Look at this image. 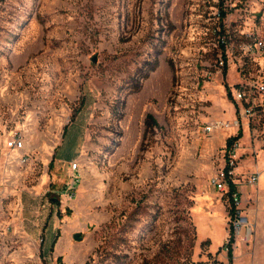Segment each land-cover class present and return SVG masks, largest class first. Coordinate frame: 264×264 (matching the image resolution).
<instances>
[{
    "label": "rangeland",
    "instance_id": "rangeland-1",
    "mask_svg": "<svg viewBox=\"0 0 264 264\" xmlns=\"http://www.w3.org/2000/svg\"><path fill=\"white\" fill-rule=\"evenodd\" d=\"M257 150L264 0H0V264H141L191 222L181 264H228L211 179ZM239 191L258 240L233 264H264V187Z\"/></svg>",
    "mask_w": 264,
    "mask_h": 264
},
{
    "label": "built area",
    "instance_id": "built-area-1",
    "mask_svg": "<svg viewBox=\"0 0 264 264\" xmlns=\"http://www.w3.org/2000/svg\"><path fill=\"white\" fill-rule=\"evenodd\" d=\"M221 65H224V62L221 61ZM236 99L240 102L243 99L244 93L242 91L235 92ZM231 128L232 125L224 121L214 122L212 125L207 127V132H213L215 129ZM235 147V146H234ZM7 148L15 151H21L25 148V137L22 132L14 131L10 134ZM233 150L229 153H233ZM22 162H26L27 158L21 157ZM233 161L231 164H227L221 168L217 174L211 179V183L221 192L224 196L227 197L231 213L230 219V231L225 239L223 248L226 250L227 254L230 249H237L240 245L246 246L250 249V246L253 242L255 236V225L251 220L248 213L245 211V208L242 206L241 193L238 189V183L236 179L238 175L235 172V167H233ZM77 164L74 163L71 165V170L75 171ZM0 179H1V170H0ZM242 183L253 187L258 184L259 175L257 173L241 175ZM235 186V189L232 187Z\"/></svg>",
    "mask_w": 264,
    "mask_h": 264
},
{
    "label": "trees",
    "instance_id": "trees-1",
    "mask_svg": "<svg viewBox=\"0 0 264 264\" xmlns=\"http://www.w3.org/2000/svg\"><path fill=\"white\" fill-rule=\"evenodd\" d=\"M223 53L226 52L225 46L222 45ZM225 57V55H224ZM226 63V61L224 62ZM148 119H152V117L149 115L147 116ZM243 132L241 129L238 132V135L234 137H230L227 140V148L229 151L233 150L236 142L242 137ZM226 148V151H227ZM227 151V152H229ZM235 189V186H232ZM226 197V196H225ZM227 198V197H226ZM228 201V200H227ZM229 205V203H228ZM187 211L184 209V212ZM232 210H230L229 207V215H231ZM189 228H191L189 230ZM183 227L182 228V234H184L185 238H180L178 241L174 242L171 240H167L166 242H163L160 244V247L153 256L144 255L141 264H181V263H190L192 262V255L194 252L195 242L197 240L196 233L194 235H190V232L192 230H196L193 223H190V227ZM209 241L203 242L202 246L208 245ZM109 256V252L107 254ZM228 264H233L234 261V255L233 250L230 249L228 254ZM130 263L128 261V254L126 253V264Z\"/></svg>",
    "mask_w": 264,
    "mask_h": 264
},
{
    "label": "crops",
    "instance_id": "crops-1",
    "mask_svg": "<svg viewBox=\"0 0 264 264\" xmlns=\"http://www.w3.org/2000/svg\"><path fill=\"white\" fill-rule=\"evenodd\" d=\"M9 150H11V149H9ZM260 152H262L260 155H259V153ZM256 153H257V159L255 160V162H253L252 163V165L250 166V168H251V172H254V173H257L258 175H259V181H258V184L256 185V186H253V187H255V189L257 190L256 191V195H254L255 197H254V200H255V203H256V205L258 206V202H259V199H260V195H259V187H264V151H262V150H257L256 151ZM240 169V170H239ZM244 169V167H242V166H237V168H235V171L237 172L236 174L238 175V177H237V179H236V183H238L239 185L237 186L238 187V189H241L243 186H246V187H250V186H248V185H246L245 183H242V179H240V177H241V175H248L247 173H248V171H245V170H243ZM253 174V173H252ZM0 181H1V179H0ZM242 191V190H241ZM241 193V192H240ZM245 198L244 199H242V203H246V202H249V197L247 196V195H245L244 196ZM246 212H247V207H246V210H245ZM248 213V212H247ZM248 215L250 216V218L252 219V221H253V223H254V225H255V229H256V233L258 232L257 231V217H258V215H257V211H256V213H253V212H251V214H249L248 213ZM228 233H229V231L228 230H226V233L224 234V237H223V241H222V247H223V245H224V243H225V239H226V237H227V235H228ZM257 234H256V239H255V241H254V244H256V242H257ZM254 244H253V246H251L252 247V249H251V247H250V249H248L247 248V250H244L243 248V246L242 245H240L235 251H234V261H233V263L234 262H237L240 258L242 259V258H244V257H246L247 256V254L250 252H252L253 254H254ZM220 256V260L222 261V260H225V262H227V259H228V257H227V254L226 253H224V254H222V255H219ZM253 262H254V259L252 260Z\"/></svg>",
    "mask_w": 264,
    "mask_h": 264
},
{
    "label": "water",
    "instance_id": "water-1",
    "mask_svg": "<svg viewBox=\"0 0 264 264\" xmlns=\"http://www.w3.org/2000/svg\"><path fill=\"white\" fill-rule=\"evenodd\" d=\"M74 239L76 241H81L83 238L81 237L80 233H77V234L74 235Z\"/></svg>",
    "mask_w": 264,
    "mask_h": 264
}]
</instances>
